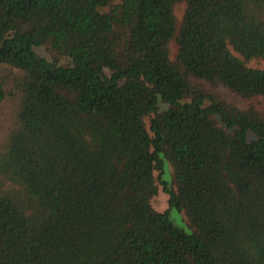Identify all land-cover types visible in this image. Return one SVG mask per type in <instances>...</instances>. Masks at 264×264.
Masks as SVG:
<instances>
[{
	"label": "trees",
	"instance_id": "16d2710c",
	"mask_svg": "<svg viewBox=\"0 0 264 264\" xmlns=\"http://www.w3.org/2000/svg\"><path fill=\"white\" fill-rule=\"evenodd\" d=\"M253 60L264 0H0V264H264Z\"/></svg>",
	"mask_w": 264,
	"mask_h": 264
},
{
	"label": "rangeland",
	"instance_id": "374dc122",
	"mask_svg": "<svg viewBox=\"0 0 264 264\" xmlns=\"http://www.w3.org/2000/svg\"><path fill=\"white\" fill-rule=\"evenodd\" d=\"M170 49H171V57L174 56V53L176 51V46L173 42L170 43ZM37 53L45 56V57H49V53L48 51H46V49L43 46L40 47H36L35 48ZM68 59L65 57H61L60 58V63L61 64H65L67 63ZM251 65L256 66V67H260V68H264V60H253L250 62ZM9 90H12L11 88ZM18 102V96L16 95V93H9L6 98L4 99V101L1 103L0 105V139L3 138L4 134L6 133L7 129L10 127L11 125V119H12V111H13V107L15 106V104ZM159 107L160 109L165 108V104H163L162 102L159 103ZM150 117L151 115L145 117V124H146V128L149 131V133L151 134L150 130H149V121H150ZM158 171L154 172V175L156 177V185H157V193L153 196V198L151 199V204L152 206L159 211H167L170 220L178 227L189 231V228L186 224L185 221V217L184 215L179 212L177 209L175 208H170L168 206V195L166 192L163 191V185L161 183V181H168L170 182V176H171V169L168 163L165 164V169H164V173L162 174L161 178H157L158 177Z\"/></svg>",
	"mask_w": 264,
	"mask_h": 264
}]
</instances>
